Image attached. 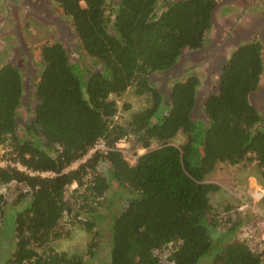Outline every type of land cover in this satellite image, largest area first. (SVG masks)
<instances>
[{"label":"trees","instance_id":"16d2710c","mask_svg":"<svg viewBox=\"0 0 264 264\" xmlns=\"http://www.w3.org/2000/svg\"><path fill=\"white\" fill-rule=\"evenodd\" d=\"M56 1L100 68L85 70L73 62L62 42L43 44L39 102L22 132L17 118L23 71L13 64L0 68L4 156L51 173L0 167V221L6 204L1 187L12 182L25 187L15 200V206L23 205L10 219L15 248L4 264H83L82 255L58 251L51 243L70 234L62 223L72 210H77L73 222L96 237L97 222L82 216L98 212L121 188L125 203L111 224L110 264H165L158 254L165 249L172 264H200L211 250L207 264H264V250L231 239L241 221L232 222L216 245L214 233L230 218L218 219L211 193L221 186L205 180L219 163L264 166V117L250 101L264 76L261 44L245 43L233 51L220 88L203 106L205 120L194 114L198 75L176 79L169 94L155 86L152 76L174 66L184 49L205 45L216 0H179L160 12V0ZM130 87L146 95L148 104L121 122L112 97ZM180 133L185 141L176 145L173 139ZM128 136L148 149L135 164L118 146ZM154 142L158 146L149 149ZM100 143L105 147L97 149ZM72 184L81 198L77 206L66 199Z\"/></svg>","mask_w":264,"mask_h":264},{"label":"rangeland","instance_id":"374dc122","mask_svg":"<svg viewBox=\"0 0 264 264\" xmlns=\"http://www.w3.org/2000/svg\"><path fill=\"white\" fill-rule=\"evenodd\" d=\"M112 1L118 2V0H107V3L110 4ZM173 0H160L157 7V12L163 10L164 7L172 3ZM61 12V8L59 9ZM221 18L222 16L219 15ZM69 23V17H67ZM73 30V28H72ZM74 32V30H73ZM39 40L45 41L49 35H44V32H41ZM64 43V42H63ZM65 47L68 49L70 58L73 62H79L83 65L85 70L97 69L100 68V65L95 64V61L90 58L86 52L83 50L80 40L76 33L74 32V38L71 40L70 45L64 43ZM33 60L30 65L34 69V73H30V70H23L24 74V95L22 106L19 110V132H22V128L26 124L27 120L33 117V108L36 105V84L40 79V74L43 70V60L39 51H32ZM11 57L12 54H9ZM12 58V57H11ZM8 60L0 58V63L7 62ZM191 65V62L185 61L183 67H188ZM202 67L197 68H186L177 78L171 80L168 83V86L176 79H184L188 75L196 74L201 80V84L198 88V95L202 101L209 90L217 85L218 78L217 76L210 77L205 69L206 63H202ZM30 69V68H29ZM183 70V69H182ZM155 86L161 88V81L164 80V77L157 75L152 76ZM209 78L212 80L210 82ZM264 78V77H263ZM146 95H140L136 93L135 87H130L125 93L120 96L114 95V98L117 101L119 112L117 119L121 122L129 120L132 113L138 111L142 108H145L148 104L145 99ZM255 104L258 103V100L254 99ZM131 104V108L126 110L125 106ZM195 117L201 116V112H195ZM264 117V115H263ZM23 120V121H20ZM24 119L26 120L24 122ZM24 122V124H23ZM21 123V124H20ZM262 124L264 125V119ZM185 141V135L178 134L174 139L173 143L180 145ZM120 149L122 150L125 158L131 163L135 164L138 160V157L148 149L141 147L136 143V139L133 136H128L124 138L119 143ZM158 144L154 142L149 149L156 148ZM104 144L100 143L97 146V149L104 148ZM6 149L0 145V160H5L4 153ZM91 155L86 156L84 159L77 161L73 164V168L77 167L81 162L85 161ZM206 181L217 183L221 186V189L218 191H213L211 193V202L215 205V209L219 212L218 219L225 220L230 218V222H224L219 226V228L214 233L215 238H219L216 245H220L225 237L220 234L225 232L226 229H229L232 226V222L241 221V225H236L237 229L232 230L233 234L231 239L234 240H246L249 245L257 251L264 250V166L257 165L256 162L250 163H241L236 165H231L227 163H219L213 171H211L206 176ZM78 186L72 184L68 187L66 192V199L70 202L72 206H77L78 202L81 203V198L78 197V193L75 189ZM22 190H25L21 184L12 182L9 185L1 187L2 193L6 196L5 204V214L0 221V264L6 263L7 259L11 256L12 251L15 248V240L13 238V232L9 229L11 223L10 219L12 218L13 213H16L18 207L15 206V200L21 194ZM123 189H119L116 192L114 197L108 196L105 200L104 206H101L98 212H94L91 216L88 214L82 216L83 219L93 218L97 222L96 230L98 231L97 236L93 237L91 233L82 229L78 223L73 222V219L76 217L77 210H72L68 212L63 220V226L65 230L70 231L69 235H66L65 238L58 239L54 241L52 246H54L58 251H66L69 255L79 254L84 257L83 264H110L111 262V224L114 219V216L121 210L124 206V194L122 193ZM28 201L30 200L29 197ZM23 203V201H22ZM20 204L21 207L23 204ZM229 204V205H228ZM228 206L231 208L229 209ZM20 207V208H21ZM233 237V238H232ZM95 238V239H94ZM94 240V241H93ZM94 244L91 245V242ZM93 248V254H90V249ZM213 251L211 250L208 254L203 256L200 259L202 262L200 264H207L206 258H213ZM170 249H165L159 251L158 254L161 256L165 264H172L168 260ZM199 261V262H200Z\"/></svg>","mask_w":264,"mask_h":264},{"label":"flooded vegetation","instance_id":"af4514ba","mask_svg":"<svg viewBox=\"0 0 264 264\" xmlns=\"http://www.w3.org/2000/svg\"><path fill=\"white\" fill-rule=\"evenodd\" d=\"M176 1L179 0L172 2ZM251 6L262 8V16L253 17L249 13ZM59 9L56 0H0L1 18L4 17L2 14H12L8 17L9 26L5 30L0 28V58L8 60L0 63V68L6 64H13L21 71L25 69L34 73V69L30 67L33 50L39 51L41 55L43 44L64 42L70 45L74 32ZM41 32H44L43 36L49 35L45 41L39 40V37H42L39 36ZM250 42L261 44L264 59V0H216L207 42L201 48L184 49L182 57L180 56L174 66L163 73H158L164 77L160 82V90L163 93H170L168 83L177 78L178 73L181 74L188 68L183 67L185 61L191 62L188 69H199L203 66L202 63H206L204 70L210 77L217 76L218 81L202 101L197 92L194 113H200L209 96L219 89L220 75L233 51L240 45ZM9 54H12V58ZM209 80L212 82L210 78ZM254 99L258 100L257 106L264 115V78ZM28 121H31L30 118Z\"/></svg>","mask_w":264,"mask_h":264},{"label":"crops","instance_id":"0c3cea01","mask_svg":"<svg viewBox=\"0 0 264 264\" xmlns=\"http://www.w3.org/2000/svg\"><path fill=\"white\" fill-rule=\"evenodd\" d=\"M263 9L260 8V7H256V8H252V6L249 8V13L253 15V17H259V16H262V11ZM4 15L3 18H1L0 16V28H2L3 30H5L6 27L9 26L8 22V17L12 14L8 13V14H2Z\"/></svg>","mask_w":264,"mask_h":264},{"label":"built area","instance_id":"2783aa9c","mask_svg":"<svg viewBox=\"0 0 264 264\" xmlns=\"http://www.w3.org/2000/svg\"><path fill=\"white\" fill-rule=\"evenodd\" d=\"M8 162L6 161H0V165H5L7 164ZM13 166H16L18 169L20 170H24V171H27V172H30L32 174H42V175H49L50 172H38V171H32L30 169H28L26 166H23L21 163H12Z\"/></svg>","mask_w":264,"mask_h":264},{"label":"water","instance_id":"95a60500","mask_svg":"<svg viewBox=\"0 0 264 264\" xmlns=\"http://www.w3.org/2000/svg\"><path fill=\"white\" fill-rule=\"evenodd\" d=\"M193 52H194V51H193ZM183 53H184V52H182L181 57H182ZM263 61H264V59H263ZM179 64H180V63H179ZM167 70H168V69H167ZM221 82H222V73H221V75H220V84H219V85H221ZM219 88H220V87H219ZM256 92H257V90L254 91V92H252V93H250V101H251L252 105H254V106H256L257 108H259V107L257 106V104H255V102H254V96L256 95ZM38 102H39V100H37V102H36L35 109H36V106H37ZM202 117H203V119L207 120L206 117H205L204 112H202ZM34 118H35V114L33 115V117L30 118V120H33ZM17 125H18V119H17Z\"/></svg>","mask_w":264,"mask_h":264},{"label":"clouds","instance_id":"9594fccd","mask_svg":"<svg viewBox=\"0 0 264 264\" xmlns=\"http://www.w3.org/2000/svg\"><path fill=\"white\" fill-rule=\"evenodd\" d=\"M58 6H59V4H58ZM59 7H60V6H59ZM60 8H61V7H60ZM61 10H62V8H61ZM61 12L64 14L63 10H62ZM64 17H65L66 20H67V16H66L65 14H64ZM70 25L72 26L71 23H70ZM72 28H73V26H72ZM73 30H74V29H73ZM74 32H75V31H74ZM62 43H63V42H62ZM63 44H64V43H63ZM64 46H65V45H64ZM67 50H68V49H67ZM16 67H17V66H16ZM154 75H156V73H154L153 76H154ZM157 75H159V74L157 73ZM152 79H153V77H152ZM24 86H25V85H24ZM158 88H159V87H158ZM159 89H160V88H159ZM37 100H38V99H37ZM34 108H35V107H34ZM259 110H260V109H259ZM202 112H203V111L201 110V116H202ZM34 114H35V113H34ZM34 114H33V115H34ZM17 119H18V118H17ZM25 125H26V124H25ZM25 125H24V126H25ZM123 139H124V138H123ZM123 139H122V140H123ZM122 140H120V141L118 142V146H119V143H120ZM119 148H120V146H119ZM0 161H1V160H0ZM3 161H6V162H8V163L5 164V165H0V167H5V166H8V165L13 166L12 163H16V162H13V161H9L8 159H5V160H3ZM15 167H16V166H15ZM70 168H73V164L70 166ZM46 172H48V171H46ZM50 174H51V173H50ZM50 174H49V175H50ZM41 175H42V174H41ZM43 176H44V175H43ZM45 176H46V175H45ZM76 185H77V184H76Z\"/></svg>","mask_w":264,"mask_h":264}]
</instances>
